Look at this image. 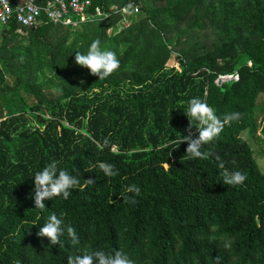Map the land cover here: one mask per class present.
<instances>
[{
    "label": "trees",
    "instance_id": "trees-1",
    "mask_svg": "<svg viewBox=\"0 0 264 264\" xmlns=\"http://www.w3.org/2000/svg\"><path fill=\"white\" fill-rule=\"evenodd\" d=\"M90 2L106 17L0 25V264H67L86 250H121L134 264H264V173L242 137L264 139V0ZM128 2L140 5L132 20L109 10ZM95 39L120 60L103 81L75 63ZM174 54L179 70L167 67ZM224 76L237 80L216 83ZM192 98L221 119L242 114L202 147L207 159L183 157ZM53 160L80 183L41 210L34 174ZM223 170L246 180L224 185ZM132 184L141 192L126 203ZM52 214L79 245L66 231L63 247L38 237Z\"/></svg>",
    "mask_w": 264,
    "mask_h": 264
},
{
    "label": "clouds",
    "instance_id": "clouds-1",
    "mask_svg": "<svg viewBox=\"0 0 264 264\" xmlns=\"http://www.w3.org/2000/svg\"><path fill=\"white\" fill-rule=\"evenodd\" d=\"M132 5H127L123 11L130 13ZM23 61V57H21ZM75 63L89 70V73L103 81L111 74L116 72L120 67V60L116 53L111 50H102L101 40L95 39L90 44L86 54L76 52ZM185 115L189 119V135L183 141L187 142L186 157L188 159H207L214 155L211 149L201 151L204 145L212 144L220 135L226 125H231L234 121H239L242 114L239 112L226 113L223 119L218 117L212 107L206 101L200 98H192L188 102ZM195 127L198 131L196 138L192 137L191 129ZM104 146L109 144V140L105 138ZM220 161L219 167L225 169L224 162L220 157L215 156ZM57 161L53 160L46 165L41 171L34 174V204L35 208L43 210L46 200H52L54 197L62 196L68 199L71 195L70 190L75 189L80 181L71 175L67 170H58ZM98 167L106 177H115L118 171L109 163L100 162ZM224 185L238 186L243 185L246 176L240 171L229 172L223 170L221 172ZM87 184H93V179L86 180ZM125 191L132 195L124 197L126 203H136V197L140 195L141 189L135 185H129ZM63 221L55 214L48 217L46 223L39 227L38 237L47 238L52 246L59 245L63 247L61 237L67 233V238L73 246L79 245L80 240L77 231L72 226H62ZM67 264H134V261L123 251L115 250L109 254L103 250L85 251L83 255L69 256Z\"/></svg>",
    "mask_w": 264,
    "mask_h": 264
},
{
    "label": "built area",
    "instance_id": "built-area-1",
    "mask_svg": "<svg viewBox=\"0 0 264 264\" xmlns=\"http://www.w3.org/2000/svg\"><path fill=\"white\" fill-rule=\"evenodd\" d=\"M131 4V12H139L140 5L128 2L125 6L110 7L113 14L124 15L123 9ZM90 0H48L44 5H37L34 0H0V25L6 26L14 21L20 28H35L42 22L77 27L81 22H87L95 17H106V14L96 8L94 13H88ZM237 77H219L216 83H226Z\"/></svg>",
    "mask_w": 264,
    "mask_h": 264
},
{
    "label": "rangeland",
    "instance_id": "rangeland-1",
    "mask_svg": "<svg viewBox=\"0 0 264 264\" xmlns=\"http://www.w3.org/2000/svg\"><path fill=\"white\" fill-rule=\"evenodd\" d=\"M134 14L135 12L125 13L123 16L124 19H126L125 16H128L127 18L132 20ZM124 19L121 21V23L126 26L129 21ZM167 67L170 69L171 68H175L177 70L180 69V65L178 64L176 59V54H174L172 58L169 60ZM258 105H259V111L256 113L257 116L256 118L257 120L260 121V119H262L264 115V97L259 98ZM242 137L245 141H247L251 145V148L253 149V156L255 157L261 172L264 173V139L257 132L252 136L250 135L248 136L247 134L242 133Z\"/></svg>",
    "mask_w": 264,
    "mask_h": 264
}]
</instances>
